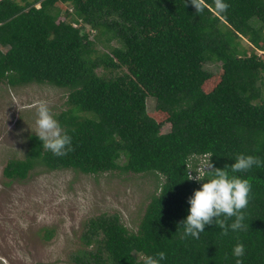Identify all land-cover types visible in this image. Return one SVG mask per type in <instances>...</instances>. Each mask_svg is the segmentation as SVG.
Instances as JSON below:
<instances>
[{
	"label": "trees",
	"instance_id": "trees-1",
	"mask_svg": "<svg viewBox=\"0 0 264 264\" xmlns=\"http://www.w3.org/2000/svg\"><path fill=\"white\" fill-rule=\"evenodd\" d=\"M24 2L0 1V84L67 91L56 119L72 145L56 156L32 134L4 177L24 182L43 167L159 180L136 232L118 215L91 219L74 264H142V254L158 252L161 264H235L238 242L243 264H264V165L235 174L251 184L245 231L223 236L212 223L193 239L178 227L202 183L187 180L190 157L211 152L221 169L238 154L264 161V0H226L223 13L214 0H203L201 13L191 0ZM206 64L221 69L213 74ZM40 234L53 237L47 228Z\"/></svg>",
	"mask_w": 264,
	"mask_h": 264
},
{
	"label": "rangeland",
	"instance_id": "rangeland-1",
	"mask_svg": "<svg viewBox=\"0 0 264 264\" xmlns=\"http://www.w3.org/2000/svg\"><path fill=\"white\" fill-rule=\"evenodd\" d=\"M205 68L216 74L221 66ZM67 98V91L49 85L0 84V264H74L72 257L84 248L81 236L91 219L118 215L136 232L158 191L154 175H84L38 167L24 182L10 183L4 177L10 160L24 159L29 136L35 134L37 101H47L56 117L67 107ZM147 107L153 114L156 100L149 99ZM170 129L165 125L162 133ZM45 228L53 232L48 242L40 234Z\"/></svg>",
	"mask_w": 264,
	"mask_h": 264
},
{
	"label": "clouds",
	"instance_id": "clouds-1",
	"mask_svg": "<svg viewBox=\"0 0 264 264\" xmlns=\"http://www.w3.org/2000/svg\"><path fill=\"white\" fill-rule=\"evenodd\" d=\"M197 13L204 11L203 0H191ZM226 0H214L217 13H223L228 8ZM35 136L41 142L44 150L56 156L66 155L71 151L72 137L65 132L56 117L52 114L47 101L36 103ZM211 152L202 158L190 157L185 165L187 180H195L200 187L193 191L188 198V214L180 221L179 228L184 238L199 239L208 224H218L222 229L221 235L227 236L229 232L245 231L244 209L248 206L251 184L248 179L241 178L236 173L247 172L253 167H261L264 161L253 155L238 154L231 166L216 168L210 161ZM193 159L195 162L193 163ZM230 168V172L229 169ZM195 172V176L191 173ZM231 220L230 224L225 222ZM235 264H243L245 255L243 243H236L231 252ZM142 264H161L166 259L164 252L155 255L142 254Z\"/></svg>",
	"mask_w": 264,
	"mask_h": 264
}]
</instances>
